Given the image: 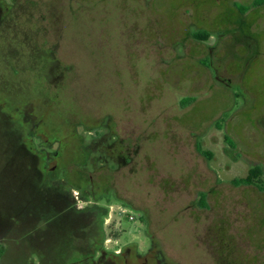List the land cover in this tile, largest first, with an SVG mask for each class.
Here are the masks:
<instances>
[{
  "label": "rangeland",
  "instance_id": "374dc122",
  "mask_svg": "<svg viewBox=\"0 0 264 264\" xmlns=\"http://www.w3.org/2000/svg\"><path fill=\"white\" fill-rule=\"evenodd\" d=\"M252 2L0 0V264H264Z\"/></svg>",
  "mask_w": 264,
  "mask_h": 264
},
{
  "label": "trees",
  "instance_id": "16d2710c",
  "mask_svg": "<svg viewBox=\"0 0 264 264\" xmlns=\"http://www.w3.org/2000/svg\"><path fill=\"white\" fill-rule=\"evenodd\" d=\"M253 7H260V6H264V0H253L252 4H251ZM191 37L194 39V40H197V41H207L210 37V34L206 31H200V30H197V31H194L192 34H191ZM193 101L192 98H189V99H183L181 101V105L182 106H185L186 104L188 103H191ZM196 150L197 152H199L201 155L205 156V157H208V153L203 151L200 147L199 144L196 145ZM260 175V168L259 167H255L253 169H251L249 171V174L248 176L245 178V179H242V180H239L237 182H235V185H250L253 183V180L258 177ZM1 254H2V247L0 246V257H1Z\"/></svg>",
  "mask_w": 264,
  "mask_h": 264
},
{
  "label": "built area",
  "instance_id": "2783aa9c",
  "mask_svg": "<svg viewBox=\"0 0 264 264\" xmlns=\"http://www.w3.org/2000/svg\"><path fill=\"white\" fill-rule=\"evenodd\" d=\"M129 219L132 220L133 218L130 216Z\"/></svg>",
  "mask_w": 264,
  "mask_h": 264
}]
</instances>
